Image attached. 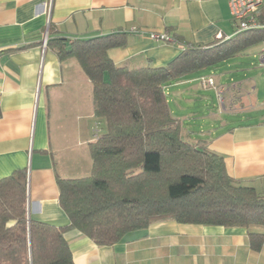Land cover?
Returning <instances> with one entry per match:
<instances>
[{"label": "crops", "instance_id": "1", "mask_svg": "<svg viewBox=\"0 0 264 264\" xmlns=\"http://www.w3.org/2000/svg\"><path fill=\"white\" fill-rule=\"evenodd\" d=\"M113 32H124L126 45L109 49V56L134 69L166 65L188 45L228 39L235 23L227 0H0V178L27 170L28 214L36 220L70 223L59 203L57 177L89 175L90 143L105 130L95 115L92 81L77 59H61L44 45V35L73 40ZM152 32L170 39L157 40ZM220 64L167 84L168 102L175 103L177 112L170 107L186 140L223 156L230 176L264 194V102L254 98L256 85L249 91L233 78L192 75ZM208 77L215 85L204 83ZM205 89L217 94L218 111L181 103L187 94L197 100ZM249 232L264 233V226L169 218L112 244H97L77 228L64 236L75 264H264V243L252 249Z\"/></svg>", "mask_w": 264, "mask_h": 264}, {"label": "trees", "instance_id": "2", "mask_svg": "<svg viewBox=\"0 0 264 264\" xmlns=\"http://www.w3.org/2000/svg\"><path fill=\"white\" fill-rule=\"evenodd\" d=\"M264 41L245 30L209 46L188 45L163 66H118L109 49L124 32L89 39L49 37L61 59H77L93 84L95 115L104 132L90 143L92 169L57 177L66 226L28 214V172L0 178V264H75L64 233L77 228L97 244H112L162 219L223 226H264V194L229 175L223 156L186 140L165 87ZM260 250L264 233L249 232Z\"/></svg>", "mask_w": 264, "mask_h": 264}, {"label": "rangeland", "instance_id": "3", "mask_svg": "<svg viewBox=\"0 0 264 264\" xmlns=\"http://www.w3.org/2000/svg\"><path fill=\"white\" fill-rule=\"evenodd\" d=\"M236 30L237 28L235 27V32ZM263 46V41L256 43L246 50L238 53L237 55L225 60L220 65L200 70L198 72L192 73V75L198 77L201 75L213 74L217 80L220 79L223 82H228L231 78H233L236 81L239 80L244 82V86L246 87L245 90L249 91H251L252 85H256V88L254 90V98L257 100V104L263 106L264 66L261 65L260 59V52ZM184 85L187 86L188 84ZM184 85L179 84L178 87H184ZM175 88H172V90H174ZM232 92H234V94L236 93L235 91ZM223 95H225V93H222V96ZM168 96L171 97V95ZM183 97L184 99H180L183 105L189 106L195 110H199L200 112H216L221 107L220 100L218 99L217 94L213 89H205L201 91V94H199V98L197 100L189 99V94L184 95ZM170 105L174 109V111L177 112L175 103L172 100H170ZM252 113H256L255 110H252ZM87 173L89 174V172Z\"/></svg>", "mask_w": 264, "mask_h": 264}, {"label": "built area", "instance_id": "4", "mask_svg": "<svg viewBox=\"0 0 264 264\" xmlns=\"http://www.w3.org/2000/svg\"><path fill=\"white\" fill-rule=\"evenodd\" d=\"M232 20L237 28L236 32L245 30L264 29V0H227ZM151 36L157 40L170 39L165 33L152 32ZM48 33H45L43 43L47 44ZM264 42V41H263ZM261 64L264 66V46L260 52ZM204 83L215 85L213 77L204 78Z\"/></svg>", "mask_w": 264, "mask_h": 264}]
</instances>
